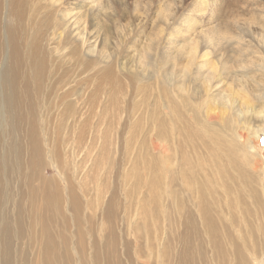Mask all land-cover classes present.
Masks as SVG:
<instances>
[{"label": "rangeland", "instance_id": "1", "mask_svg": "<svg viewBox=\"0 0 264 264\" xmlns=\"http://www.w3.org/2000/svg\"><path fill=\"white\" fill-rule=\"evenodd\" d=\"M92 1L75 0L71 10L79 9L77 12L87 18L85 31L91 39L101 42L98 49L102 51V58L90 57L89 60L94 61L74 79L67 91L62 92L60 87L56 90L47 81L37 93L40 108L35 112L24 111L25 122L17 131L25 161L29 162V153L33 150L38 156L32 159L37 170L32 171L28 164V173L53 178L51 194L59 187L63 190L62 200L66 196L68 201L43 207L40 200L38 206L30 207L28 181L22 178L19 187L15 175L7 176L10 187L21 189L24 195V232L12 241L13 249H19L12 264H165L166 256L172 257L180 250V237L172 234L169 239L166 237L162 208L149 196L154 178L148 176L151 170L147 171V162L164 155V141L156 136L159 124L149 118L152 115L165 119L164 96L159 91L158 81L164 79L166 82L162 69L170 70L173 66L172 62L166 64L168 56L174 55L178 60L176 69H171L173 78L180 73L179 69H185L189 78L185 84L192 92L202 88V77L196 76L210 74V70L219 73L221 82L218 85H223V91L228 92L226 84L236 81L232 82V73L222 69V65L230 66L245 54L252 64L249 74L260 85L264 84V0H238L237 3V0H215L218 5L214 0H206L207 10L200 13L198 7L204 0ZM95 7L100 11H95ZM228 12L229 19L226 18ZM213 23L217 29L210 32L207 28ZM179 45L180 55L176 54ZM103 56L115 62L110 71L106 69ZM253 59L258 61L255 65L251 62ZM61 70H65V66L59 63L56 77ZM136 70L143 76L138 74L134 79L131 73ZM170 83L174 86L177 82ZM254 87L247 86L249 96L258 89ZM233 96L240 95L235 91ZM202 100L199 98V102ZM203 104L206 107L209 102L204 100ZM32 114L41 119L34 128L39 149L28 139V119L34 118ZM136 120L142 124H134ZM139 128L142 130L138 131ZM129 136L132 139L127 138ZM263 136L260 134L258 140L251 137L250 141L264 157ZM140 158L147 168L140 164ZM258 162L254 161L255 166L259 169L262 164L264 175V159ZM142 169H146L147 174L145 170L142 173ZM157 181V186L161 187ZM32 184L39 189L37 180ZM72 193L77 200L70 198ZM35 212L41 213V220L31 217ZM176 227L174 225L173 230ZM43 229L51 236L49 263L44 258L48 247ZM249 238L255 243V252L261 253L257 255L260 258L264 253V239L259 238L258 232ZM246 264L258 263L248 258Z\"/></svg>", "mask_w": 264, "mask_h": 264}, {"label": "bare ground", "instance_id": "2", "mask_svg": "<svg viewBox=\"0 0 264 264\" xmlns=\"http://www.w3.org/2000/svg\"><path fill=\"white\" fill-rule=\"evenodd\" d=\"M74 1L0 0V264L14 262L19 249H13L12 241L20 238L24 232V195L21 189L10 187L7 176L15 175L19 187L22 178L28 181L27 200L30 207L38 206L40 200L43 207L58 205L63 197V190L59 187H55L51 194L53 178L28 173V164L32 171L37 170V164L32 160L37 155L33 150L29 153V162L25 161L24 147L17 139V131L25 122L24 111L35 112L40 108L37 93L42 91L47 81L56 90L60 87L62 92L67 91L90 62L102 58V51L98 49L101 42L91 39L85 31L87 18L79 13V9L75 12L71 10ZM96 5L99 6L98 2ZM207 5L204 0L198 12L207 10ZM98 9L94 8L97 12L100 11ZM230 16L233 15L230 13ZM211 19L208 23L212 22ZM209 25L207 29L210 32L217 29L216 24ZM181 49L179 45L176 54L180 55ZM90 57L94 60H89ZM104 58L106 69L110 71L115 62L110 57ZM175 58L174 55L168 56L166 62H172L174 70L178 63ZM247 60L248 55L245 54L230 66L223 63L222 69L232 73L231 80L233 83L236 81L226 84L228 92L223 91V85H218L221 80L214 70L204 76L197 75L202 77V88L198 87L192 92L185 84L188 78L185 69H179L180 73L173 78L172 68L169 70L167 65L163 66L166 69H162L165 71L162 75L166 82L162 79L158 84L164 96L165 119L160 120L157 119L159 116L155 118L152 115L149 119L159 124L156 136L164 141V155L149 159L148 168L144 167L146 164L143 165L141 158L139 161L147 171L151 170V176H148L154 178L149 196L162 208L166 237L169 239L171 234L180 237V250L172 257L166 256L165 264H246L248 258L264 264V253L257 257L261 253L255 252V243H251L252 239L249 238L258 232L259 238L264 239V175L260 168L262 164L258 169L254 163H262L264 157L250 141L251 137L258 140L260 134L264 135V88H260L264 84L260 85L249 74L252 64ZM251 62L255 65L258 61L253 59ZM59 63L65 66V70H61L56 77ZM147 64L152 66L150 62ZM260 68H263L262 65ZM138 74L143 76L138 71L132 72L131 76L135 79ZM214 78L216 81H211ZM170 81L177 83L172 86ZM249 84L258 87L259 92L255 89L253 96H249ZM235 91H238L239 97H232ZM193 93L198 97H194ZM199 98L203 100L199 102ZM204 100L209 102L206 107ZM81 113L79 115L83 118ZM32 116L34 118L28 119V139L34 148L39 149L34 128L41 123V119L35 114ZM136 121L133 123H141ZM142 122L144 126V120ZM140 128L138 131L142 130ZM157 179L161 187L157 186ZM34 180L40 184L39 189L32 184ZM70 198L77 200L74 193ZM67 201L65 196L62 202ZM9 208H12L10 212ZM31 217L38 221L42 219L38 212L32 213ZM174 225L177 227L173 230ZM43 231L48 247L44 258L49 263L51 236L47 229Z\"/></svg>", "mask_w": 264, "mask_h": 264}]
</instances>
